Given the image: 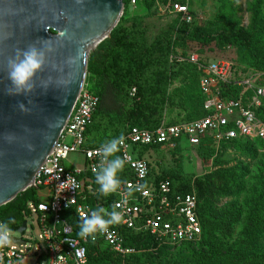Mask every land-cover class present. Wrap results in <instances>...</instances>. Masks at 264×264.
<instances>
[{
	"label": "built area",
	"instance_id": "obj_1",
	"mask_svg": "<svg viewBox=\"0 0 264 264\" xmlns=\"http://www.w3.org/2000/svg\"><path fill=\"white\" fill-rule=\"evenodd\" d=\"M175 11L182 21H191L186 6H176ZM174 58L198 69L205 115L176 124L162 121L152 130L128 127L120 153L133 178L121 182L116 192L106 197L102 195L103 203L92 205L89 199L99 194L98 189L91 181L79 176L85 172L95 174L94 169L100 163L97 155L99 148L84 147L85 131L97 109L99 98L83 83L57 140L30 183L39 202L29 207L26 204L23 211L26 228L22 234L12 230L16 235L11 236V245L0 249V264H27L29 260L33 264H87V242L101 243L115 255L125 257L134 252L126 244L124 232L127 230L148 232L158 246L177 248L201 242L202 225L195 193L172 195L168 181L147 184L152 160H156L152 156L179 148L195 151L204 143L214 151L222 143L234 140L264 143V74L255 80L242 79L235 77L231 62H206L195 53ZM77 152L82 153L85 161L81 170L65 165L68 156ZM68 176L69 184L61 186L60 183ZM73 180L77 185L75 189L69 188ZM40 190H44L45 194L39 198ZM101 207L109 212L115 208L122 214L120 222L110 225L105 233H97L94 240L91 237L81 239L78 236L79 227H76L77 234L73 236L75 228L69 225L63 214L70 211L81 222L82 215H90ZM31 213L36 215L39 234L36 238L27 239L25 232L33 226L28 221ZM0 223L3 222L0 220ZM15 240H20L22 244ZM77 250L83 251L80 258L76 256Z\"/></svg>",
	"mask_w": 264,
	"mask_h": 264
},
{
	"label": "trees",
	"instance_id": "obj_2",
	"mask_svg": "<svg viewBox=\"0 0 264 264\" xmlns=\"http://www.w3.org/2000/svg\"><path fill=\"white\" fill-rule=\"evenodd\" d=\"M133 1V0H132ZM135 2V0H134ZM185 24V23H182ZM187 29L186 26H184ZM184 29V30H185ZM182 35L179 33V36ZM179 36L171 39L165 35L154 46H147L144 39V31L140 27L123 28L112 30L110 37L102 42V50H94L88 57V71L96 73L99 78L98 91L90 89L99 98V103L94 112L84 135L85 148H100L101 145L114 138L124 136L128 127L143 129H155L162 122L163 109L166 106L179 108L185 113L182 122H190L205 115L203 110V96L199 89V71L187 62H178L174 57V48L181 39ZM261 58L253 59L255 68L264 69V39L259 42L258 52ZM256 53V54H257ZM173 58L170 62V59ZM180 78L183 81L180 88H175L169 96L166 95L165 86L173 79ZM124 105H121V102ZM182 122H167L176 124ZM246 144L249 147H264L259 141H231L222 143L224 146H237ZM255 149V148H254ZM158 149H155V151ZM145 149L142 150V153ZM174 151V150H171ZM197 154L213 152L209 144L204 143L196 150ZM170 152V151H169ZM165 153V152H163ZM158 153L156 156H160ZM121 157L120 151L116 153ZM114 157H110L112 159ZM158 162H152L151 173L148 182L158 184L162 181L170 183L172 195H186L195 193L197 197V213L202 224V240L209 251L201 250L198 254L191 248L190 254L183 262L176 264H264V260L254 255H245V261L230 258L222 251V243L216 235L226 237L234 222L232 215L218 212L213 207V200L226 195L225 186L236 181L230 173H218L217 175L205 174L201 177L180 174L175 170L153 168ZM158 166H161L158 164ZM121 182L133 178L131 171L124 165L118 174ZM81 179L91 181L94 188H99L95 182V174L85 172L79 176ZM223 185V186H222ZM104 197L95 195L89 202L103 203ZM39 202L36 190L28 188L18 195L13 201L0 207V220L11 221V230H18L24 221L23 211L26 204ZM63 216L69 225L74 227L76 236L80 222L70 211ZM74 233V231H73ZM126 244L132 249H146L152 259H158L161 264L166 260L160 256L169 255L185 247H197V245H183L177 248L158 246L154 237L146 231L124 232ZM87 248V264H122L133 258L136 254L125 257L115 255L107 250L103 244L85 243ZM170 264V263H168Z\"/></svg>",
	"mask_w": 264,
	"mask_h": 264
},
{
	"label": "rangeland",
	"instance_id": "obj_3",
	"mask_svg": "<svg viewBox=\"0 0 264 264\" xmlns=\"http://www.w3.org/2000/svg\"><path fill=\"white\" fill-rule=\"evenodd\" d=\"M176 6L187 7L190 22L181 20L175 11ZM120 26L140 27L147 46H154L162 36L168 35L173 39L180 33L181 42L173 50L176 55L195 53L206 62H231L235 77L242 79L255 80L264 74V69L252 65L253 59L261 58L257 52L259 42L264 39V0H135L134 3L123 0L122 15L114 29ZM103 46L101 43L96 49L102 50ZM98 83L97 74L88 71L87 60L84 84L98 91ZM182 84L180 78L171 80L164 87L166 95L169 96ZM121 105H124L123 100ZM184 118L185 113L179 108L166 106L163 109L162 121L182 122ZM152 157L156 159L152 162L161 165H153L154 170L162 167L192 177L218 173L234 175L237 180L225 186L226 195L213 200L216 211L232 215L234 219L228 235L216 237L222 243L223 253L230 258L243 262L245 255L252 254L264 260V147H249L246 144L221 146L206 154L179 148L162 153L158 158ZM65 165L71 169H83L85 161L82 153H71ZM39 192V198L45 194L44 190ZM32 204L27 203L28 207ZM28 217L33 226L27 229L24 237L36 238L39 234L36 215L31 213ZM15 235L12 231L11 236ZM191 248L196 254L202 249L209 251L201 242L197 247L181 248L160 257L166 260V264L183 262ZM133 254L136 255L122 264H161L158 259H152V253L146 249H134ZM27 264H33L32 260Z\"/></svg>",
	"mask_w": 264,
	"mask_h": 264
},
{
	"label": "water",
	"instance_id": "obj_4",
	"mask_svg": "<svg viewBox=\"0 0 264 264\" xmlns=\"http://www.w3.org/2000/svg\"><path fill=\"white\" fill-rule=\"evenodd\" d=\"M122 10L123 0H0V206L30 188L75 104L90 53L110 37ZM46 39L53 50L33 92L6 94L8 59ZM18 102L30 112H21ZM25 228L23 221L17 231Z\"/></svg>",
	"mask_w": 264,
	"mask_h": 264
},
{
	"label": "clouds",
	"instance_id": "obj_5",
	"mask_svg": "<svg viewBox=\"0 0 264 264\" xmlns=\"http://www.w3.org/2000/svg\"><path fill=\"white\" fill-rule=\"evenodd\" d=\"M51 40H37L41 44V47H37L36 43L29 44L26 49H18L15 55L7 61V79L9 86L5 90L6 94L12 96L23 95L29 96L35 88L36 74L42 71L45 64L46 53L51 52ZM46 91V88H45ZM31 104L32 101L28 100ZM17 107L21 112H30V108L25 104L18 102ZM124 143L123 136L114 138L107 141L97 149V155L100 157V163L95 172V182L99 186L98 192L100 195L108 196L118 190L121 181L118 178V173L123 170L125 165V159L117 156L116 153L120 151L121 146ZM29 150H33L29 146ZM110 157H114L110 159ZM58 179V177H57ZM70 176L61 184V186L68 185ZM77 185L73 180L69 188L75 189ZM131 194V193H129ZM107 217V218H105ZM122 214L117 212L115 208L112 211H107L103 207L92 211L90 215H82L81 222L79 224L78 236L81 239H87L91 237L93 240L96 238L97 233L107 232L110 225L120 222ZM11 221L0 223V249H3L12 243V230L9 227ZM66 243L73 244L66 240ZM83 254L82 250L76 251L77 258H80ZM62 259V257H59Z\"/></svg>",
	"mask_w": 264,
	"mask_h": 264
},
{
	"label": "bare ground",
	"instance_id": "obj_6",
	"mask_svg": "<svg viewBox=\"0 0 264 264\" xmlns=\"http://www.w3.org/2000/svg\"><path fill=\"white\" fill-rule=\"evenodd\" d=\"M29 183H31V181Z\"/></svg>",
	"mask_w": 264,
	"mask_h": 264
}]
</instances>
